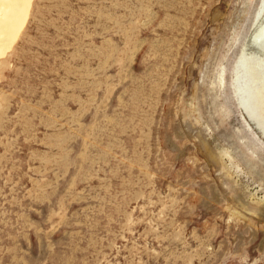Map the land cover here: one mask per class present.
<instances>
[{
	"label": "rangeland",
	"instance_id": "rangeland-1",
	"mask_svg": "<svg viewBox=\"0 0 264 264\" xmlns=\"http://www.w3.org/2000/svg\"><path fill=\"white\" fill-rule=\"evenodd\" d=\"M264 0H33L0 59V264H264Z\"/></svg>",
	"mask_w": 264,
	"mask_h": 264
},
{
	"label": "bare ground",
	"instance_id": "bare-ground-1",
	"mask_svg": "<svg viewBox=\"0 0 264 264\" xmlns=\"http://www.w3.org/2000/svg\"><path fill=\"white\" fill-rule=\"evenodd\" d=\"M33 0H0V59L12 49L31 13ZM264 39V22L257 30L253 44Z\"/></svg>",
	"mask_w": 264,
	"mask_h": 264
}]
</instances>
